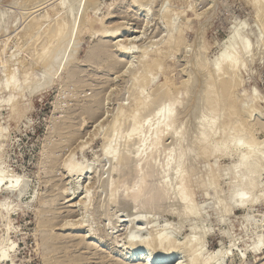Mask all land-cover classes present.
I'll use <instances>...</instances> for the list:
<instances>
[{"label": "rangeland", "instance_id": "obj_1", "mask_svg": "<svg viewBox=\"0 0 264 264\" xmlns=\"http://www.w3.org/2000/svg\"><path fill=\"white\" fill-rule=\"evenodd\" d=\"M12 1L18 3L0 0L1 10L11 12L14 16L18 15L15 16L17 24L14 22L15 26L12 29L15 28L17 31L11 30V41H8L2 58L10 60L14 56L17 57L19 65L14 61L15 64L11 63L9 68L19 74L22 68L29 67L34 51L44 45L43 39L40 41L34 40V37L31 38L33 40L25 37L24 39L18 34L30 20L31 15L28 14L32 12L31 14L34 15L35 9L42 8L36 14L47 11L52 19L56 18L57 14L62 18L65 15L64 12L73 7L76 0H68L66 10L56 7L53 10L50 9L55 5L54 0H44L39 2L40 4L37 0L27 1L25 4L19 0ZM84 1L76 10L72 23L77 26L76 22L80 20L82 22L83 17L87 18L88 23L86 22L84 27L78 22L81 28L75 27L76 30L70 33L73 35H69L64 52L72 53V58L64 69L66 71L62 70L47 90L31 98L27 97L30 99L31 108L23 115L10 116L7 110L6 101L10 92L8 88L10 83H6L3 68L0 65V168L3 174V183H0V202H5L4 209L0 208V238H3L8 246L14 247L11 261L0 262V264H141V261H128L125 256L131 250L129 239H136L135 242L139 243L145 237L157 238L165 234L172 237L177 246L188 239H195V242L196 238L198 242L203 239V254H217V257L223 258L224 264H264V171L263 166L262 169L260 168L261 161L260 166L257 164L256 169L254 168L258 171L257 181L254 182L255 188L246 192L249 195L246 194L249 198L246 207L237 206L239 204L231 199L232 192L238 188L243 172V167H239L238 153L249 147L243 146L244 148H240L241 151L238 149L239 152L236 153L234 150V152L231 151L233 147L227 145L226 152L223 151L224 154L218 153L208 161L197 158L194 163H191L192 161L189 163L186 159H179V163L182 161L184 164L186 163L184 161H187V164H191L188 165L186 177L192 181L191 204L196 205L198 214L184 211L179 207L180 201H176L180 199V196L175 176H177V170L180 171L184 165L180 163L179 169L178 164H175L178 160L173 163L174 166L170 167L166 164L173 160V153L174 151L177 153L180 146H184L186 153L184 155L187 159L194 153L197 143L192 144L193 136L197 135L201 138L202 132L208 126L203 125L205 128H201V132L198 131L196 129L200 127V125L196 126L198 118L201 117L203 120L200 124L209 123L214 131L227 122V112H218L213 117L207 109L202 107L203 105H200L203 101L200 99L203 97L201 88H203L205 75L196 68L194 56L197 57V53L203 47V59L211 62L221 51L232 32L244 33L252 42L253 60L248 58L245 68L241 71L242 84L236 91V96L240 101L237 106L247 109L251 116L249 121L252 132L250 134L253 135L255 143L254 145L251 143L252 146L249 149L256 153L255 157L261 159L263 163L264 35L256 41L261 24L259 20V23L255 20L252 0H139L138 2L141 1L140 6L137 3L139 8L133 7L130 0H91V4H89L90 0ZM41 4L43 5L37 7ZM62 13L64 15H61ZM1 19L3 18H0V27L4 29L5 25ZM169 20L172 24L171 26L168 24L170 28L167 25ZM90 21H94L95 24L91 23L90 26ZM125 28L129 31H123ZM113 30L118 32L117 36L105 38L111 34L108 32ZM178 31L183 33L180 47L169 48L165 41H168L171 35L173 38L177 37ZM0 32L3 35L7 34H4L3 30ZM3 35L0 34V46L4 39ZM120 41L122 45L132 47L128 55L117 54L116 44L119 45ZM101 51L103 53L97 59V52ZM93 53L96 59L90 58V54ZM60 55L59 52L54 58L55 61ZM8 60L5 61L9 62ZM7 62L5 64H9ZM151 63L156 66L153 68L154 65ZM148 64L151 65L150 69L146 68ZM38 68L34 70L35 75L45 73V68L40 67L42 73L40 68L39 71L36 70ZM148 75L154 78L151 82L144 84V94L141 96L146 98L149 95L152 98L149 100H154V104L140 116L143 118L139 117V120H136V124L139 123V126L136 125L138 135L136 130V134H131L133 136H129L125 145L122 144L123 147L122 145L118 147L119 154L127 151L122 155L129 158L122 159L126 161L125 168L118 167L117 171L116 167L117 174L112 170L115 162L104 159L101 155L105 142L104 136L107 137V132L111 129L109 127H112V121L117 119L120 109L127 116L124 118L126 120L122 124L121 132L125 133L128 130L131 123L129 117L133 113L131 110L135 111L137 106L132 101L137 92V86L133 80L135 77L138 79L142 76L149 78ZM169 83L174 86L170 87ZM165 90H169L171 98L175 99L177 96L178 99L174 109L175 114L173 112L172 115H175L177 121L170 128L165 127L168 121H164L158 115V120L161 119L159 122L156 117L157 108L161 104L156 97ZM145 93H148L147 96ZM204 115L206 121L203 119ZM163 121L164 124L166 122L163 129L165 133L168 132V135L163 131V134L159 132ZM158 124L160 129L157 130ZM167 128L171 129L170 133ZM230 129H233V126ZM230 129L228 131H231ZM156 131L160 133L158 136L161 138L157 137ZM172 131L178 137L176 134H171ZM164 134L167 136L164 137ZM154 137L160 139V144L158 139V144L153 143ZM243 138L246 137L243 136ZM226 139L232 141L233 145L234 137L228 136ZM228 142L226 143L229 144ZM159 145L162 146L161 149H165L161 150V153L164 151L163 154H156ZM69 161L88 169L82 176L68 175L63 165ZM163 167L168 171L162 173ZM210 173L215 176V184L206 187ZM253 174L256 177V173ZM126 176L131 178V182L134 180V183L129 182V187L127 186L130 188V193H124L120 201L116 198L115 202L117 201L118 204L112 203L111 199H108L110 183L120 184ZM142 177L146 179H141ZM16 179L19 181L18 184L24 181L23 183L27 186V190L18 198L16 193L9 194L3 190L5 185L17 186ZM142 180L150 184L147 188L151 195L154 193V196L150 198L149 193L147 197L138 199L137 202L133 200L134 193L131 194V190L139 189L137 185ZM172 180H174L173 183ZM169 183H172V186ZM166 186L169 187L167 197L170 198L173 194L174 198H167L164 201L159 192L164 191ZM169 192L172 194L169 195ZM86 194L88 198L84 202L87 206L83 205ZM130 194L131 197H129ZM139 202L143 204L141 208ZM42 203H46L45 206ZM172 208L175 209L172 211ZM176 210L181 212L178 211L175 214ZM187 210H190L189 207ZM131 218H133L132 223ZM200 236L203 237L201 240ZM137 243L133 244L139 245ZM137 248L138 254L151 255L147 250L138 246ZM178 249L179 247L175 250L176 252L169 254L163 263L176 261L188 263L190 261L188 253Z\"/></svg>", "mask_w": 264, "mask_h": 264}, {"label": "bare ground", "instance_id": "obj_2", "mask_svg": "<svg viewBox=\"0 0 264 264\" xmlns=\"http://www.w3.org/2000/svg\"><path fill=\"white\" fill-rule=\"evenodd\" d=\"M22 4L24 2H30V1H34L35 0H19ZM39 2H42L44 0H37ZM84 0H76L73 7H70L67 9V11L64 12V14L62 13L61 15H64L62 18H60L59 14H57L56 18H51L50 14L45 11L44 13L41 12V14H36L40 9L42 8H39L38 10H34L33 13H35L34 15H32L30 12L28 15H31L28 16L30 17L27 25L25 27H21L22 30L18 33L20 34V36H23V38H29V40L31 38L34 37V40L36 39L37 41H40V39H43L44 40V45L39 48V50L37 51H34L33 55H32V58H31V63L29 65V67L27 69H24L22 68L23 70L21 71V73H14L13 69H10L9 67H11V65L13 64L14 61H16L18 63V60L17 57H13V55L11 57H13L12 59L8 60V59H5V58H2V55L5 53V48H6V45L8 44V41L11 39L10 38V35L12 33V31H15L16 29L13 27L15 25L16 22H15V16H18V15H13V13L11 12H8V11H4V10H1L0 9V18H3L1 19V21H3L2 23L5 25V27L2 25V27H4V29H0V31L3 30V33H7L5 35L2 34V32H0L1 35L4 36V39L3 41L1 42L2 45L0 46V65L2 66V72H3V76H4V79L6 81V83H10V86L8 87L10 92L8 93V97H7V101H6V107H7V110L9 111L10 113V116L12 115H23L24 113H26L30 107V99H27L28 98H31L32 96H35L37 95L38 93H42L44 90H47L49 87H50V84L55 80V78H57L60 74V72H62V70H64L65 68H67V66L69 65V62L72 58V53H65L64 50H65V45H67V40L69 38V35L71 33V31L73 32L74 30H76L75 27L78 28L79 26V23L80 21L76 22L78 25L75 26L73 23H72V19L74 14L76 13V10L79 8V6L82 4ZM88 1V0H87ZM139 0H130V3L133 7H137V3L139 4L138 6H140V2H138ZM166 1V0H165ZM12 3H14L15 1H12ZM9 2V3H11ZM53 2V1H52ZM51 2V3H52ZM68 2V0H54V3L55 5H53L50 9H54V7H56L57 9H65V6H66V3ZM15 3H18V2H15ZM44 3V2H43ZM50 3V2H49ZM85 3V1L83 2V4ZM92 1L90 0L89 1V4H91ZM145 3V2H144ZM8 4V3H7ZM40 4V3H39ZM71 4V3H70ZM10 5V4H8ZM18 5V4H17ZM28 5V4H27ZM43 4L37 6V7H40L42 6ZM144 5V4H143ZM252 5L254 7V10H255V20H257L256 22H260V28L258 30H260V32L258 33V36L256 38V41L261 39L260 37L264 35V0H252ZM13 6V5H12ZM15 6V5H14ZM24 6V5H23ZM26 6V5H25ZM33 7V4L31 5ZM50 6V5H48ZM48 6H45V7H48ZM5 8V6H3ZM30 7V5H29ZM35 8V7H34ZM139 8V7H137ZM8 9V8H7ZM17 9V8H16ZM24 9V8H23ZM44 9V8H43ZM33 10V9H32ZM88 10V9H87ZM137 10H141V9H137ZM166 10V9H165ZM13 11V9H12ZM16 11V10H15ZM27 11V10H26ZM17 12V11H16ZM146 12V11H145ZM18 13V12H17ZM174 14V12H172ZM21 14V13H20ZM5 15V17H3ZM145 15V14H144ZM183 15V14H182ZM22 16V15H21ZM83 17V16H82ZM23 18V17H22ZM79 18V17H78ZM18 19V18H17ZM169 19V18H168ZM22 20V19H21ZM92 20V19H91ZM172 20V19H171ZM27 21V20H26ZM170 21V20H169ZM167 21V25L170 24V26L172 25L171 24V21L169 22ZM15 22V23H14ZM18 22V21H17ZM23 22V20H22ZM75 22V21H74ZM86 22L88 23L87 21V18L86 17H83L82 19V22L80 26H84L86 25ZM258 22V23H259ZM1 23V24H2ZM91 23L93 24L94 21H90V26H91ZM99 23V22H98ZM17 24V23H16ZM95 24V23H94ZM102 25V23H101ZM104 25V24H103ZM166 25V27H167ZM20 26V24H19ZM79 26V27H80ZM169 27V25H168ZM18 28V27H17ZM75 28V29H74ZM81 28V27H80ZM129 28V27H128ZM170 28V27H169ZM180 28V27H179ZM185 28V27H183ZM87 29V28H85ZM101 29V27H100ZM177 29V28H176ZM12 30V31H11ZM89 30H92V29H89ZM257 30V31H258ZM17 31V30H16ZM101 31V30H99ZM123 31H129V29L125 28L123 29ZM10 32V33H9ZM87 32V31H86ZM94 32V31H93ZM97 32V31H96ZM166 32H169V31H166ZM172 32V31H171ZM9 33V34H8ZM108 33H111L109 34L108 37H105V38H114L115 36H117V31L114 32H108ZM17 34V35H18ZM100 34V33H99ZM105 34L107 35V33L105 32ZM172 34V33H171ZM177 34V37L173 38L172 35L170 36V38L168 39V41H165L167 42V45L169 46V48H173V47H180L182 41H181V31H178ZM73 35V34H71ZM70 35V36H71ZM102 36V34H100ZM104 35V33H103ZM2 36V37H3ZM8 36V37H6ZM13 36V35H12ZM11 36V37H12ZM168 36V35H167ZM168 36V37H169ZM1 37V36H0ZM6 37V38H5ZM22 38V37H20ZM24 38V39H25ZM72 38V37H71ZM166 39V40H167ZM33 40V39H31ZM133 40V39H131ZM11 41V40H10ZM28 41V40H27ZM78 41V40H77ZM29 42V41H28ZM28 42H26L28 44ZM32 42V41H31ZM34 42V41H33ZM123 42V41H122ZM132 42V41H131ZM164 42V43H165ZM43 43V42H42ZM32 44V43H30ZM35 44V42L33 43ZM37 44V43H36ZM194 44V43H193ZM251 44L252 42H250L249 38L247 35H245L244 33L242 34H238V33H233L232 32V35L230 36V38L227 40V42L225 43V45L223 46L222 49H220L216 55H215V58H213V60H211V62L209 61H206L203 59V55H204V48L201 47V49L199 50V52L197 53V57L194 56L196 58V68L198 69V71L202 74V75H205V80L203 81V88H201V95H203L202 99L200 100H203L202 101V104L200 105H203L202 107H204V109L208 110V112L213 116L215 117L214 115H216L218 112L219 113H225L227 112L228 113V118H227V122L220 125L221 127H219L218 129L216 128V130L214 131V129L212 130L208 124H200L203 120L202 118L200 117V119L196 118L198 120V125L196 124V126L199 127L196 128L198 131L201 132V128H205L206 125H208L206 127V129H204V132H202L201 134V138H199L197 135L193 136L194 138L193 139V142L192 144L194 143H197L195 145V151H193L194 153H192L191 156H188V159L189 157H191V159H187L184 154L185 153V149L183 147H179L178 150H177V153L174 151L173 153V160L171 159L170 161H168V163H166L167 165H170L171 166H174L173 163H175L177 160L178 163H175L179 169L181 165H184L183 167H181L182 169L177 170V166L175 165V170H177V176H175V183L176 185L178 186V193H179V196H180V199L179 200H176V201H180L178 202L179 203V207H181V209H183L184 211L186 210L187 212L189 211L190 214H198V209L196 207V205L194 206L193 204H191V196H192V193H191V187H192V181L187 179L186 175H187V168H188V165H191V164H187V161H192L191 163H194L196 161L197 158H201L202 160H205V161H208V159H210L211 157H214L216 154L218 153H222L224 154L223 151L226 152V148H227V145L228 147L231 146L233 147L234 149H232L231 151H235L236 153L239 152L238 149L240 150V148H242L243 146H246L245 148L247 147H251L252 145H250L251 143H255V139L253 137V135L251 136V123L249 121L250 119V112L247 111V109H241L237 106V103L240 102L236 96V91L238 90V88L241 86L242 84V81H241V71L243 68H245L246 66V62H247V59H251V61L253 60V56H254V53L252 54V50H251ZM263 44V43H261ZM117 45V46H116ZM116 52L117 54H121V55H128L130 52H131V48L126 46V45H122L121 44V41H120V44H116ZM187 45V44H186ZM223 45V44H222ZM28 46V45H27ZM33 47V45H31ZM65 46V47H64ZM133 46V45H132ZM162 46V45H161ZM263 46V45H262ZM64 47V48H63ZM101 47V46H100ZM143 47V46H142ZM222 47V46H221ZM18 48V47H17ZM68 48V47H67ZM253 48V47H252ZM177 49V48H176ZM199 49V48H198ZM67 50V49H66ZM169 50V49H168ZM15 51V50H14ZM13 51V52H14ZM170 51V50H169ZM177 51V50H176ZM12 52V53H13ZM20 52V51H19ZM59 52L61 53L60 57L58 58L57 61H55V57L58 56ZM142 52V51H141ZM145 52V50H144ZM174 52V51H173ZM254 52V51H253ZM98 53V56H96V58L98 59L99 56L102 55L103 51L101 52H97ZM19 54V53H18ZM15 55V54H14ZM17 55V54H16ZM92 56V57H91ZM95 54H90V58H95L94 57ZM142 56V55H141ZM140 56V58H141ZM145 56V55H144ZM167 56V54H166ZM260 56V55H259ZM73 57H74V54H73ZM89 57V56H88ZM117 57V56H116ZM261 57V56H260ZM259 57V58H260ZM95 58V59H96ZM139 58V59H140ZM8 60L9 62L5 61V60ZM142 59V58H141ZM132 60V59H131ZM130 61V60H129ZM153 61V60H152ZM156 62V60H154ZM206 61V62H205ZM5 62L9 63V64H5ZM75 62V61H74ZM145 62V61H144ZM12 63V64H11ZM131 63V62H130ZM137 63V62H136ZM157 63V62H156ZM251 63V62H250ZM15 64V62H14ZM133 64V63H132ZM152 64V63H151ZM19 65V63H18ZM22 65V64H21ZM73 65V63H72ZM129 65V64H128ZM138 65V64H137ZM146 65V64H145ZM154 65V64H152ZM15 66V65H14ZM17 66V65H16ZM131 66V65H129ZM156 65L152 66L153 68L155 67ZM45 68V73L44 74H41V75H35L34 73V70L35 68ZM134 67V66H133ZM158 67V66H157ZM21 68V67H20ZM39 68L36 69L37 71H39ZM40 68V70H41ZM71 68V67H70ZM129 68V67H128ZM145 68V66H144ZM146 68L150 69L151 68V65L148 64L146 66ZM152 68V69H153ZM147 69V70H148ZM151 69V70H152ZM194 69V68H193ZM44 70V69H43ZM131 70V69H130ZM146 69H144L145 71ZM13 71V73L11 72ZM66 71V70H64ZM43 71L41 70L40 73H42ZM142 72V71H140ZM149 72V71H148ZM159 72V71H158ZM193 72V71H192ZM126 73V72H125ZM145 73V72H144ZM152 73V72H151ZM39 74V73H37ZM69 74V73H68ZM142 74V73H140ZM146 74V73H145ZM144 74V75H145ZM156 74V73H155ZM134 75V74H132ZM131 75V76H132ZM2 76V77H3ZM70 77V76H69ZM140 77V76H139ZM149 77V75H148ZM150 78V77H149ZM146 78L145 76H142L140 78L137 79V77H135V80L134 83L136 84L137 86V92L135 93V95L133 96V102H135L137 104L136 106V110L135 111H132L134 109L131 110V113L130 114V119H131V123L127 124V126L129 125L128 127V130L125 131V133L121 132V128H122V124L123 122L126 120H124L125 117V112L120 109V112L118 114V116L116 117L117 119L114 120V122L112 121V127H109L111 128L109 130V132H107L108 134L106 135L107 137L104 136L105 138V142L102 146V157L104 159H109L111 162H115L114 164V169L113 172H116V167H117V171H118V167L121 168H125V165H124V162L126 161H122V159H126V158H129V157H126L124 155V158L123 157V153L126 154V152H123L121 154H119V149L118 147L120 145H125V141L126 140H129V136H133L131 134L135 133V131L137 130L138 131V128L136 129V127H138L139 123L136 124V122L139 120V117L141 115H143V113H145L147 110H149L150 108H152V104H154V100H149L151 97H146V98H143L141 95L144 94L143 93V89L144 88V84L145 83H148V82H151L153 80V78ZM71 79V78H70ZM132 79V78H131ZM149 79V80H148ZM187 79V78H186ZM190 79V77H189ZM195 79V78H194ZM130 80V79H129ZM3 81V80H2ZM187 81V80H186ZM132 82V81H131ZM167 82V81H166ZM165 82V83H166ZM185 82V81H183ZM186 83V82H185ZM130 84V83H129ZM162 84V83H161ZM164 84V82H163ZM162 84V85H163ZM171 83H169L170 85ZM184 84V83H183ZM5 85V83H4ZM149 85V84H148ZM159 85V84H158ZM157 85V86H158ZM168 85V86H169ZM178 85V84H177ZM176 85V86H177ZM185 85V84H184ZM134 86V87H136ZM156 86V85H155ZM164 86V85H163ZM174 86V85H173ZM170 85V87H173ZM180 86V85H179ZM178 86V87H179ZM187 86V85H186ZM129 87V86H128ZM133 87V86H131ZM130 87V88H131ZM159 87V86H158ZM160 87L162 88V86L160 85ZM178 87H175V88H178ZM183 87V86H182ZM128 89V88H127ZM167 89V88H166ZM254 89V88H253ZM163 90V89H162ZM161 90V91H162ZM130 91V90H129ZM169 91V90H168ZM168 91H164V92H161L160 93V96L159 97H156L155 99L156 100H159V102L161 103L160 106H158V111H157V120L159 119L158 117L160 116L161 119H164V121H168L167 125L165 127H173V125L175 124V115H173V112H174V109H175V105H177L178 103V99L175 97V99H173L174 97H170V92ZM150 93V92H149ZM177 93V91H176ZM254 93V92H253ZM146 94V93H145ZM148 94V93H147ZM146 94V96H147ZM179 94V93H178ZM189 95V94H188ZM255 95V94H254ZM258 95V94H257ZM255 95V96H257ZM144 96V95H143ZM187 96V95H186ZM255 96H254V100H255ZM154 98V97H153ZM258 98V97H256ZM152 99V98H151ZM259 100V98L257 99ZM198 101V100H197ZM260 101V100H259ZM195 102V101H194ZM156 103V101H155ZM158 103V102H157ZM159 104V103H158ZM156 105V104H155ZM196 104H194L195 106ZM130 106V105H129ZM151 106V107H150ZM242 106V105H241ZM240 106V107H241ZM201 107V106H200ZM250 107H251V104H250ZM132 108V107H131ZM130 108V109H131ZM203 109V108H202ZM252 109V108H251ZM118 110V109H117ZM193 110V109H192ZM196 110V109H195ZM205 110H203L205 112ZM252 111V110H251ZM257 111V110H256ZM156 112V111H155ZM207 112V111H206ZM207 112V113H208ZM130 113V112H129ZM200 113V112H199ZM206 113V114H207ZM175 114V112H174ZM201 114V113H200ZM153 115H156V114H153ZM152 115V116H153ZM159 115V116H158ZM188 115V114H187ZM224 115V114H223ZM203 116V115H201ZM178 117V116H177ZM140 118H143V117H140ZM153 118V117H152ZM187 118V117H186ZM185 118V119H186ZM149 119V118H148ZM160 119V120H161ZM185 119H184V122H185ZM205 121H206V117L204 115V118ZM210 119V122L211 121V117L209 118ZM208 119V120H209ZM213 119V118H212ZM137 120V121H136ZM144 120V119H143ZM160 120H158L159 122H161ZM201 120V121H200ZM207 120V121H208ZM128 121V120H127ZM157 121V122H158ZM164 121H163V125L162 123L160 124L162 127H161V130H159V132L162 131L165 133L166 131L163 129L164 125ZM147 122V120L145 121ZM111 123V122H110ZM197 123V122H196ZM141 124H143V122H141ZM158 124V125H159ZM138 125V126H136ZM160 125L159 127L157 128L160 129ZM183 125V123H182ZM205 125V127L203 126ZM203 126V127H202ZM233 126V129H230V127L232 128ZM182 127V126H181ZM180 128V127H179ZM107 129V128H106ZM163 129V130H162ZM231 130V131H228V130ZM140 130V129H139ZM196 130V131H197ZM136 131V132H137ZM167 131H171V129L168 130L167 128ZM176 131V130H175ZM197 131V132H198ZM228 131V132H227ZM142 132V131H141ZM140 132V133H141ZM196 132V133H197ZM231 134H230V133ZM139 131L137 132V135H138ZM157 133V131H156ZM176 134L175 132H171V134ZM179 133V132H178ZM227 133V134H226ZM229 133V135H228ZM136 134V133H135ZM155 134V133H154ZM158 134L160 135V133H157V137L158 138H161L158 136ZM163 134V133H162ZM161 134V136H163ZM168 135V132L165 133ZM164 134V137L167 136ZM181 134V133H179ZM184 134V133H183ZM198 134V133H197ZM155 135V136H156ZM170 135V134H169ZM199 135V134H198ZM227 135V136H226ZM177 136V134H176ZM228 136H232V138L234 137V140L233 141V145H232V141H230L229 139L227 140L226 137ZM246 137V138H243ZM155 138L153 141V143L156 142V144H158V141L157 139L158 138ZM178 137V136H177ZM185 138V136H183ZM181 137V138H183ZM174 138V137H173ZM172 138V139H173ZM165 139V138H164ZM177 139V138H176ZM180 139V138H179ZM225 139L227 141H229L228 143L231 144H227L225 142ZM231 139V138H230ZM159 140V144H160V139ZM163 140V139H161ZM151 141V142H152ZM129 142V141H128ZM127 142V143H128ZM178 142V141H177ZM213 142V143H212ZM162 143V142H161ZM191 143V142H190ZM155 144V146H157ZM122 145V147H123ZM250 145V146H248ZM254 145V144H253ZM160 147L158 148V150H160L157 153H160V154H163L164 151L161 153V150H165L164 148L161 149V145H159ZM121 147V146H120ZM177 148V147H176ZM175 148V149H176ZM244 148V147H243ZM247 148V149H244L243 151L239 152L238 154L240 155L239 158V167H243V172H242V176L239 180L240 183H238V188H236L235 190H233L232 192V200L236 201L237 206H240V207H244L246 205L248 201V199L246 200H241L240 198V193H244L245 195L248 193V191H250L251 189L255 188L254 185H255V181L256 178L258 177L257 176V172L256 170H254V168L256 169L257 167V164L258 166H260V161H261V166L260 168L263 166V171H264V161L262 163V160L261 159H257L255 157V154L253 152L250 151V149ZM123 149V148H122ZM148 149V148H147ZM124 150V149H123ZM122 150V151H123ZM126 150V149H125ZM189 150V149H188ZM229 150V148H228ZM147 151V150H146ZM145 151V152H146ZM233 151V152H234ZM144 152V153H145ZM191 152V151H190ZM252 153V155H251ZM226 154V153H225ZM229 154V153H228ZM237 154V155H238ZM254 154V155H253ZM144 155V154H143ZM165 155V154H164ZM188 155V154H187ZM157 156V155H156ZM159 156V155H158ZM257 156V155H256ZM133 157V156H132ZM136 157V156H135ZM160 157V156H159ZM185 157V158H184ZM134 158V157H133ZM158 159V157H157ZM161 159V158H160ZM164 159V158H163ZM179 159H186L187 161H184L186 163L182 164L183 162L181 161L179 163ZM264 160V159H263ZM121 162H123L121 164ZM159 162V161H158ZM167 162V161H166ZM190 163V162H189ZM165 164V163H164ZM165 164V165H166ZM1 165V164H0ZM163 165V166H165ZM166 165V166H167ZM65 166L66 168V173L68 175H78V176H82V174L84 172H86V170L88 169L87 167H83L81 166L80 164L78 163H72V162H68L67 164L63 165ZM153 166V165H152ZM256 166V167H255ZM1 167V166H0ZM168 167V166H167ZM166 167V168H167ZM168 167V168H170ZM113 168V167H112ZM150 169L152 168L151 166L149 167ZM154 168V167H153ZM259 168V169H260ZM149 169V170H150ZM163 169H165L163 167ZM162 169V173L168 171L167 169H165V171ZM174 169V167H173ZM258 169V170H259ZM148 170V171H149ZM260 170V171H262ZM65 171V170H64ZM155 171V170H154ZM179 171V172H178ZM256 173V177H255V174H253L254 172ZM259 171V172H260ZM173 172V171H172ZM175 172V171H174ZM196 172V171H195ZM117 173V172H116ZM121 173V171H120ZM150 173V172H149ZM152 173V171H151ZM186 173V174H184ZM212 173V172H211ZM210 173V174H211ZM251 175H250V174ZM85 174H88V173H85ZM118 174V173H117ZM147 174V173H146ZM176 174V173H175ZM209 174V183L206 185V187H208L210 184H215L214 180H215V176L214 174ZM253 174V175H252ZM165 175V174H164ZM249 175V176H248ZM260 175V174H258ZM200 176V175H199ZM133 177V176H132ZM124 179V178H122ZM141 179H146L144 177H142ZM188 180V181H187ZM202 180V179H200ZM0 181H3V174H2V170L0 168ZM17 181V179H16ZM115 181V180H114ZM119 181V180H117ZM121 181V179H120ZM134 181V180H133ZM132 181V182H133ZM211 181V182H210ZM24 181H21L20 184H17V186H11L9 187V185H5L6 187L3 188V190L5 192H8L9 194H13V193H16L17 194V198L23 193L25 192V190H27V186L25 183H23ZM129 182H131V178L128 176H126V178L124 179V181L122 180V183L120 184H111L110 183V195H109V198L108 199H111V202L112 203H116L118 204V202L116 201L115 202V199L117 198L118 201L122 200V196L124 193H128L130 188L129 187ZM131 182V183H132ZM172 183L174 182V180L171 181ZM134 183V182H133ZM141 183V184H140ZM139 185H137L139 187V189H134L131 190V194H133V196L130 194L129 197L132 196L133 200L134 201H137L138 202V199H143L145 197H147V195H149V191H148V188H147V182H145V180H142V182H140ZM172 183H169L170 185ZM203 183V182H202ZM115 185V186H114ZM150 185V184H149ZM148 185V186H149ZM170 185L167 184V186L170 187ZM211 185V186H213ZM128 186V187H127ZM165 187L164 191H161L159 192L161 194V196H163L161 199L165 201V199L167 200V196L168 194H166L168 192V189L169 187ZM172 186V185H171ZM106 187V186H105ZM104 187V188H105ZM237 187V186H236ZM107 188H109L107 186ZM133 188V187H131ZM164 188V187H163ZM176 188V189H177ZM151 188H149L150 190ZM207 189V188H205ZM136 190V192H135ZM152 190V189H151ZM154 190V189H153ZM152 190V191H153ZM254 190V189H253ZM206 191V190H205ZM252 191V190H251ZM176 192V191H175ZM126 193V194H127ZM130 193V192H129ZM153 193V192H152ZM25 194V193H24ZM154 194V193H153ZM152 194V195H153ZM172 194V193H171ZM170 192H169V195H171ZM191 194V195H190ZM250 194V193H249ZM151 193L149 195V197L151 196ZM158 195V194H157ZM177 195V194H176ZM174 195V196H176ZM154 196V195H153ZM156 196V195H155ZM159 196V195H158ZM156 196V197H158ZM173 196V194H172ZM170 196V198L172 197ZM249 196V195H248ZM150 197V198H151ZM88 198L87 194L86 196L84 197V201H86ZM149 198V199H150ZM154 198V197H153ZM152 198V199H153ZM168 198V199H170ZM174 198V197H172ZM148 199V198H146ZM151 199V200H152ZM176 199V198H175ZM178 199V198H177ZM150 200V201H151ZM173 200V199H171ZM18 201V200H17ZM146 200H144L145 202ZM42 202V201H41ZM82 202V203H83ZM143 201H141L142 203ZM235 202V203H236ZM139 202V204H141ZM43 204V203H42ZM46 204V203H45ZM45 204H43L45 206ZM85 204V202L83 203V205ZM108 204V203H107ZM138 204V205H139ZM178 205V204H177ZM191 205V206H190ZM19 206V205H18ZM85 206H87L85 204ZM143 206V204H141L140 208ZM5 207V202L4 201H1L0 202V208L1 210L4 209ZM177 207V206H176ZM177 207L179 210L180 208ZM189 207L190 210H187ZM246 207V206H245ZM8 210H10V208H7ZM139 208H137L138 210ZM168 209V208H167ZM165 209V210H167ZM175 208H172V211L174 210ZM223 209V208H222ZM225 209V208H224ZM164 210V209H163ZM178 210V211H179ZM182 210V211H183ZM136 211V210H135ZM171 211V212H172ZM178 211L176 210L174 213L176 214V212L178 213ZM166 212V211H165ZM168 212V211H167ZM181 212V211H179ZM225 212V211H224ZM170 213V211H169ZM196 216V215H195ZM132 219L131 218V223H132ZM109 220V219H108ZM135 220V219H134ZM142 223V222H141ZM7 226V225H6ZM10 226V225H9ZM8 226V227H9ZM142 229V228H141ZM8 230V229H7ZM138 230V229H137ZM150 232V231H148ZM152 235V234H151ZM158 235V233H157ZM161 235V234H160ZM204 236V234H202ZM137 237V236H136ZM134 237V238H136ZM203 238V237H202ZM201 236H200V240L202 239ZM132 243H130L131 241ZM198 239L196 238V242H195V239H188L186 242H184L182 245L180 246H177L175 243V241L172 239V237L170 238V236H167L166 234L165 235H161L160 237H153V236H148V238H143L139 243L135 242L137 241L136 239L132 240V238L129 239V245L132 247H130L128 251V253L125 254V256H127V260H132V261H141V264H165L163 263V260H165L167 258V256H169V254H172V252H174L178 247L179 249L178 250H184V252L188 253L187 255H189V258H190V261L187 263V264H218V262H223V258L222 257H217L215 254H212L211 252H208V253H211V254H207V253H204L203 254V239L201 241H197ZM133 243H137L139 245H136V244H133ZM46 244V243H45ZM137 246L141 249H145L147 250V252H149L151 255H147V256H142L140 254H138V248ZM177 246V247H176ZM13 249L14 247L13 246H8L7 243L4 242V239L3 238H0V262H6L8 263L9 261H11V253L13 252ZM176 252V251H175ZM218 252V251H217ZM216 252V253H217ZM222 252V251H220ZM219 252V253H220ZM215 253V252H214ZM221 254V253H220ZM219 255V254H218ZM220 256V255H219ZM224 257V256H223ZM170 258V257H169ZM14 259V258H13ZM125 259V258H124ZM177 262V261H176ZM176 262H173V263H168L166 262V264H183L181 261H178L177 263ZM185 263V264H186Z\"/></svg>", "mask_w": 264, "mask_h": 264}, {"label": "snow or ice", "instance_id": "obj_3", "mask_svg": "<svg viewBox=\"0 0 264 264\" xmlns=\"http://www.w3.org/2000/svg\"><path fill=\"white\" fill-rule=\"evenodd\" d=\"M138 38V37H137ZM0 183H3V181H0ZM19 183V181H17V184ZM9 187H11V185H9ZM240 198L241 200H246L248 199V197L244 194V193H240ZM242 206V205H240ZM229 235H231V233H228ZM218 264H224V262H218Z\"/></svg>", "mask_w": 264, "mask_h": 264}]
</instances>
